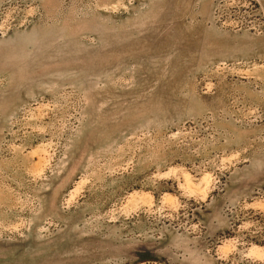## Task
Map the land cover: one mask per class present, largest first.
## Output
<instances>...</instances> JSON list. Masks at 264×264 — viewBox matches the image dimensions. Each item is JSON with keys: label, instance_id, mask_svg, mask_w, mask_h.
Masks as SVG:
<instances>
[{"label": "rangeland", "instance_id": "obj_1", "mask_svg": "<svg viewBox=\"0 0 264 264\" xmlns=\"http://www.w3.org/2000/svg\"><path fill=\"white\" fill-rule=\"evenodd\" d=\"M0 0V264H264V3Z\"/></svg>", "mask_w": 264, "mask_h": 264}, {"label": "built area", "instance_id": "obj_2", "mask_svg": "<svg viewBox=\"0 0 264 264\" xmlns=\"http://www.w3.org/2000/svg\"><path fill=\"white\" fill-rule=\"evenodd\" d=\"M223 10H239L241 7H248L243 2H234L232 0H221Z\"/></svg>", "mask_w": 264, "mask_h": 264}, {"label": "crops", "instance_id": "obj_3", "mask_svg": "<svg viewBox=\"0 0 264 264\" xmlns=\"http://www.w3.org/2000/svg\"><path fill=\"white\" fill-rule=\"evenodd\" d=\"M263 1V3H264V0H262Z\"/></svg>", "mask_w": 264, "mask_h": 264}]
</instances>
